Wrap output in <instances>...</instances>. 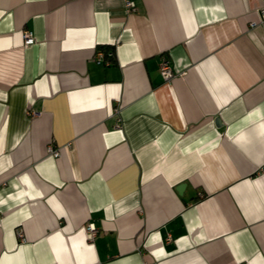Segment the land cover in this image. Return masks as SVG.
<instances>
[{"label":"crops","instance_id":"1","mask_svg":"<svg viewBox=\"0 0 264 264\" xmlns=\"http://www.w3.org/2000/svg\"><path fill=\"white\" fill-rule=\"evenodd\" d=\"M134 1L0 0V264H264L262 2Z\"/></svg>","mask_w":264,"mask_h":264},{"label":"built area","instance_id":"2","mask_svg":"<svg viewBox=\"0 0 264 264\" xmlns=\"http://www.w3.org/2000/svg\"><path fill=\"white\" fill-rule=\"evenodd\" d=\"M124 2H125V6H126L128 11L133 12L136 10V3L134 0H124ZM261 2L262 3H261V7L259 9V14H260V19L262 21H264V0H261ZM255 23L256 22H254L253 25ZM23 37H24V44L26 46L32 45L36 42V37H35L34 32L32 30H29V29L25 30ZM113 54H114V52L111 51V52H109L108 55L111 57ZM105 55H106L105 52L98 50L95 58L99 63L105 62V63L109 64L110 61L104 60ZM160 72H161L163 79L166 82H170L177 75L171 61L167 57H164L161 60ZM116 112H119V110L116 109ZM30 113L34 114V115L37 114V112H35V111L30 112ZM50 150L55 155H57L59 153L58 150H56V149L50 148ZM87 232H88V237L90 239H94L98 233V229L94 226L93 223H89L87 226ZM20 235L21 236L23 235L21 231H20ZM238 264H247V263L240 262Z\"/></svg>","mask_w":264,"mask_h":264},{"label":"water","instance_id":"3","mask_svg":"<svg viewBox=\"0 0 264 264\" xmlns=\"http://www.w3.org/2000/svg\"><path fill=\"white\" fill-rule=\"evenodd\" d=\"M184 188V184H181L179 187H178V190L181 192V189Z\"/></svg>","mask_w":264,"mask_h":264}]
</instances>
